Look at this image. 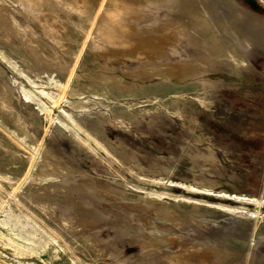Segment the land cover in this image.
<instances>
[{"label":"rangeland","instance_id":"obj_1","mask_svg":"<svg viewBox=\"0 0 264 264\" xmlns=\"http://www.w3.org/2000/svg\"><path fill=\"white\" fill-rule=\"evenodd\" d=\"M133 21L135 30L143 32L171 23L182 30L157 58L93 55L90 59L95 57L92 64L97 66L90 62L83 66L85 55H91V44L104 43L94 30L87 38L88 32L85 34L82 28L68 30L61 34L64 43L55 28L44 27L41 16L22 2L0 0V47L12 56L16 67L23 68L59 99L57 104L50 102V112L37 100L26 101L21 87H31L28 78L19 76L0 58V84L12 83L20 93L5 108L8 124L15 126L21 119L28 139L42 141L47 149L45 154L38 151L37 155L50 161L57 171H49L59 175L46 180L49 191L45 195L35 197L34 192H28L21 199L14 186L20 181L18 175L24 170L26 156L21 148L17 151L0 146V264H264V0H147ZM81 37L86 39V46L74 66L69 50L80 43ZM172 64L184 65V75L149 72L152 67L162 69ZM165 79L191 95L178 112L171 114L153 110L168 94L160 93L159 99L150 101L147 94L138 93ZM84 83L85 87L80 86ZM117 84L127 85L126 90L119 91ZM62 86L67 87L64 90ZM200 94L208 104L199 102ZM87 101L93 102L91 108L74 107L77 102ZM123 107L140 113L131 119L117 118L113 112ZM63 109L80 124L78 135L59 124L60 119H66ZM105 112L107 115L101 114ZM68 122L74 123L71 119ZM90 134L102 141L118 161L108 162L110 155L93 138L90 143L99 146L96 151L82 147L80 138ZM207 145L213 148L214 156L205 160L193 157L207 151ZM193 175L202 177L210 189L194 192L181 187V183H192ZM152 177L158 182L151 181ZM37 178L21 189H36ZM70 178H86L88 185L120 189L121 196H140L128 199L130 203L143 201L154 189L178 194L182 201L201 200L209 207L204 210L205 216L195 215L176 204L178 198L169 196L166 202L181 209L166 215L146 206L138 214L147 218L134 220L131 206L112 193L101 195L87 183L66 190L76 184ZM56 181L58 186L53 185ZM62 181L65 186L59 183ZM81 189L87 194L82 195ZM236 194L255 199L256 205L249 206V210L221 212L223 204L240 205L235 201ZM100 195H104L103 200L97 199ZM179 210L183 213H176ZM23 214L38 219L55 241L24 247L27 238L41 234L34 236L21 231L20 223L7 222ZM89 214L94 215L93 222ZM212 218L216 220L212 222ZM77 219L84 223L77 232L92 231L90 238L82 242L73 235L63 236L56 228V222H60L71 229ZM178 221L181 224L177 225ZM143 222L160 230L157 237L152 236L156 244L149 249L142 245L149 240L138 233L144 231L140 228ZM132 224L138 228H132ZM167 236L172 238L168 240ZM92 243L96 247L89 249ZM205 251L207 257L202 258Z\"/></svg>","mask_w":264,"mask_h":264},{"label":"bare ground","instance_id":"obj_2","mask_svg":"<svg viewBox=\"0 0 264 264\" xmlns=\"http://www.w3.org/2000/svg\"><path fill=\"white\" fill-rule=\"evenodd\" d=\"M11 1H16V2L20 1V2H22V5L27 6L28 9L32 13H34L36 16H39V17L41 16V18L43 20L42 25L46 28H55L58 31V36L60 37L61 41H63L64 43L66 41L64 38H62L61 34H65L66 32H68V30L71 31L73 28H75V29L82 28V30L85 32V34L88 32L86 34V38L88 37V34L90 33V31H93V30H94V34L96 36H101L104 40L103 41L104 43L102 45H99V46H94V45L92 46V44H91V46H90L91 55H89V56L85 55V57L82 60L83 66H84V64H86V62H90L91 65L97 66L96 64H92V61L95 59V57H92V59H90V57L93 55H98V56H102V57H111L113 59H120V58H123L124 56H135V57L142 58V59L143 58H151V59L157 58L160 54H162V50H163L164 46L166 44H172L176 40L179 32L182 30L181 28L177 27L178 25L177 26L174 25V23L164 24V25L161 24V25L157 26V28L155 30H152L149 32L148 31L143 32L144 30H135L136 26H135L133 19H135L136 16L139 14V12L142 10V8L144 6H146L147 0H11ZM38 5H41V7H39ZM40 9H41V11H39ZM69 22H71L70 25H68ZM82 37L80 38V43L77 45L73 44V46L69 50V57H71V59L75 60L74 66L78 65L79 58L81 56H83V51H84V48L86 46L85 45L86 39H83ZM0 58L3 60V62L7 63V65L10 68L16 69V72L19 74V76H26L28 78V81L30 82L31 87H27L26 85H23L21 87V95L24 97V99L26 101L37 100L38 105L42 109H45L46 112H50L51 111V108L49 106L50 102H51V104L54 105V104L58 103L59 99L57 97H55V95H53L52 92H49V91L43 89L42 85L37 84L33 79H31L26 74V71L23 68L16 67L15 66L16 62H14L12 56L9 55V53H7L2 47H0ZM155 68H156V66H155ZM185 68L186 67L184 65H181V64H172L170 67H166V68H162V69L161 68L154 69L152 67V69H150L149 72L155 73L156 71H158V74L159 73L167 74L166 76L181 75V74L183 76ZM70 75H72V71L69 72V76ZM90 75H91V77H94L93 73H91ZM154 75H156V74H154ZM167 78H169V77H167ZM165 81H166V79H165ZM80 86L85 87L86 84L84 83L83 85H80ZM116 86H117L118 90L122 91V92H124L127 88L126 87L127 85H125V84H117ZM66 87L67 86H64V87L62 86V89L65 90ZM134 91H137V89L134 88ZM133 93L135 94L137 92H133ZM138 93L147 94V96H146L148 98L147 100H150V101L159 99L160 93L168 94L167 98L160 100V105H158V106L156 105L153 107V110H155L156 112L157 111L158 112H164L165 114H171L174 112H178L181 104L184 103L191 96V95L189 96L188 93L185 94V92L183 93L182 91L178 90L173 84H169L168 81H166V82L163 81V83L161 82L159 84H154L150 88L140 89V90H138ZM18 96H20V93L18 92L17 87L14 84H12V83L9 85L8 84L7 85H1L0 84V146H2L3 148H6L8 145V146H10V148L15 149L17 151L19 150L18 148H21L24 151L23 154H25V156H26V159H24V168H23L24 170L21 172L20 175H18L20 181L16 182L15 186H14V190L16 192L20 193L21 199H24L27 197L28 192H34L35 197L37 195H40V196L45 195L47 193V191H49L48 190V184L46 183V180L49 178H55L59 175H58V172H54V171L50 172L49 171L51 169L57 171L56 168H54V166L50 163V161H47L46 158H44V156L41 157V156L37 155L38 151H42L45 154L47 152V149L45 148L42 141H40L38 143L33 139H31V140L28 139L27 130H26L25 126H23L21 119L18 120V123L15 126H10L8 124L7 119L5 118V108L9 107L13 103V101L16 98H18ZM42 96H45V99H43ZM197 98L201 104L207 103L206 101H205L206 103L203 102V97L201 94ZM194 99H196V98H194ZM77 103H79V104H77ZM77 103H76L77 105H75L74 107L85 109V108H91L93 106V102H91V101L77 102ZM63 112L65 113L66 119H60L59 124L65 125L73 135H75V136L78 135L79 130H81L80 124H78L77 121H74L75 119L71 113H69L68 111H66L64 109H63ZM138 113H140V112L133 110L129 107H123L121 110H116L115 112H113V114L117 118L125 117L127 119L133 118ZM101 114L107 115V112L101 113ZM68 119L73 120L74 123H69ZM85 131H86V129H85ZM90 138L91 139L93 138L97 142L96 144H102L101 143L102 141L98 140V138H96V137L92 136V134H90L88 137H83V139L80 138V140H79L81 143L80 145L82 147H86V148L89 147L92 151H96L99 146L94 144L96 146L92 147L91 143H90ZM33 143H37L38 147H35V145ZM102 145H100V146H102ZM100 148H104L105 151L110 155L108 158H106L108 162L111 163L114 160H117V158L114 157V154L111 151H109L107 149V147H105V145H103V147H100ZM32 150L34 152H32ZM212 150H213V148H211L210 145H207V151H200L198 154H194L193 157L196 156L195 158H202L204 160L208 159L209 156H214ZM195 158L193 160L195 163H197V160ZM154 172L155 171H153V173ZM193 176H194V181H192V183H190V184L181 183V187H184L185 189H188V190L194 191V192L200 191V190H205V192H206V190L210 189L211 185L206 184L205 180L202 177H200L198 175H193ZM36 177H38L37 179L39 180L36 189H21V187L25 183L27 185H29V182L32 181L33 179H35ZM89 178H90V176H89ZM72 179H74V178H72ZM85 179L82 181H79L78 179L72 180L73 182H76V184H72L73 187L70 186L69 188H66V190L67 189L72 190V188H74V186H78V185H81V186L84 185L85 186L86 185L85 183H87ZM87 179H88V176H87ZM157 180H158L157 177L151 178V181H153V182H158ZM98 182H100V181H98ZM59 183H61V184H63V186H65L63 181L59 182ZM104 183H105V181H104ZM88 184L89 183H87V185ZM53 185L58 186V181H56ZM94 185H95V183H94ZM94 185L92 184V185H88V186H90V188L91 187L96 188V190L100 193L101 192H106L107 194L112 193L113 196L120 197V199L123 201L124 205H130L132 208V211H134V213L132 215L134 220L143 221L144 218H147V216L144 218L140 217L138 214L141 211V209H143V208L145 209L146 206H147V208L152 206V210L155 209L156 211L162 212L163 214L167 215V214H171L174 211V209H181V207L179 208V206L176 205V204H179L183 208L185 207V209H188L190 212L194 213L195 215L198 214L199 216L201 214L205 216L206 212H204V210L207 207H209L204 201H201V200L182 201L179 199L178 194H175V193H172L169 191H157L154 189L150 190L149 193L146 194V196L143 198V201L140 199L139 200L137 199L138 200L137 203H135V202L132 203V201H131V203H132L131 204L130 202H128L129 200L136 199L135 197L139 198L140 196L133 197L132 195H130L128 193H125V196H121V195H119V192H122V191L120 189H116L114 187H109L111 184L108 186L109 187L108 189L103 188L104 185H102L103 187L102 186L96 187ZM107 185H108V183H107ZM81 186H79V188H81ZM85 189H81V191H79V192L82 195H84ZM96 190H95V192H97ZM92 192H93V189H92ZM207 192H209V191H207ZM189 193H191V192H189ZM66 194H67V192H66ZM85 194H87V193H85ZM101 195H102V193H101ZM101 195H100V197H97V199L102 198V200H103L104 195L102 197H101ZM169 196H173L175 198H178L180 201H176V204H169L168 202H166L168 200ZM235 198H236L235 201H237V203H239L240 205L230 206L227 204H223V205H221L219 210L223 213L229 212L232 210H234V211L249 210V206L256 205L255 199L249 198L243 194H236ZM111 199L114 200V198H111ZM32 201H35V199H32ZM121 202H119V203L121 204ZM142 202L144 204H142ZM40 203H41L42 208L46 209L47 206L45 205V203L42 200H40ZM124 205L122 204V206H124ZM119 207H120V205H119ZM147 211H149V209H147ZM200 211H202V212H200ZM153 212H154V210H153ZM177 212L183 213L182 210L176 211V213ZM114 213L118 214V212H114ZM174 213H175V211H174ZM38 215H41V214H38ZM89 215L91 217H93V219H92V222H93L95 220L94 215H91V214H89ZM120 215H121V212H120ZM113 216H115V215H113ZM116 217H117V215H116ZM236 217H238V219H241L239 216H236ZM118 218L123 219V217H118ZM202 218H203V216H202ZM115 219L119 220L117 218H115ZM12 220H14V221H12ZM208 220H210V219H208ZM213 220H216V219L212 218V222H213ZM37 221H38V219H35L34 217L29 216L28 214H23L21 216H17L15 219L9 218L7 222L10 225H15L16 223H20L21 224V226H20L21 231L26 230L28 233H32L34 236H36L37 234H41L40 236H36L34 239L27 238L26 239L27 245L25 244L24 247H29L33 244H39L41 241L45 242V243H47L48 241H51V243H53L55 241L53 238V235L50 234L49 232H47L42 226H40ZM131 222H134V221H131ZM131 222L129 221L128 224H130ZM136 222H138V221H136ZM150 222L151 221L149 220L148 223H150ZM116 223L117 222H115L114 224H116ZM139 223H136L137 226H139L138 225ZM83 224L84 223H81L77 219L74 222L73 228L68 229V228H65L63 223L56 222V228L59 231H61V234L63 236H68V235L72 236L73 235L75 237H78L80 239V242H82V241L87 240L88 237L90 236V234H92L91 233L92 231L90 232L88 229H85L84 231H79V232L76 231L78 228L83 226ZM178 224H181V222L178 221L177 225ZM236 224L237 223H235V225ZM118 225H120V224H118ZM198 225H199V223H198ZM215 225H216V223H215ZM121 226L122 225H120V227ZM134 226H135V224L131 227L134 228ZM137 226H135V227H137ZM142 227L144 228V231H142L143 230ZM223 227H225V226H223ZM122 228H124V227H122ZM140 228L142 229V230H140L141 233L138 232L139 229L137 230V232L140 235H142L143 238L149 240V241H146L144 239L145 241L142 243L143 248L149 249V247L152 246V243H154L153 240H151V238H153L152 236L157 237V233L160 230H159V228H156V227L153 230L151 227L146 226L145 222L142 223V226ZM162 234H164V233H162ZM140 235H139V237H140ZM159 236H161V235H159ZM159 238H156V239L160 240ZM162 238H164V237H162ZM171 238L172 237H170V236L166 237V239H168V240H170ZM195 240H192V242ZM154 244H156V243H154ZM180 245L182 246V244H180ZM184 246H182V247H184ZM60 247H62V246H60ZM87 247L89 249H92V248H95L96 246H94L92 243L91 245H88ZM187 247L188 246H186L184 248H187ZM192 247H193V245L191 246V248ZM198 247H200V246H198ZM178 248H179V246H178ZM181 248H180V250H181ZM184 248H182V249H184ZM178 250L179 249H177L176 251H178ZM185 250H187V249H185ZM222 250L225 252H228L223 247H222ZM197 251L199 252V250H197ZM182 253H184V252H182ZM187 253H186V255H187ZM197 253H196V256L199 255V253L198 254ZM206 253H207V251L203 252L202 258L207 257ZM168 257H169V255H168Z\"/></svg>","mask_w":264,"mask_h":264}]
</instances>
